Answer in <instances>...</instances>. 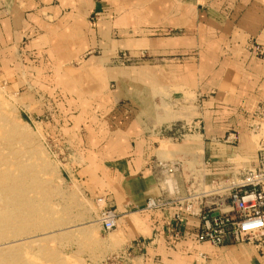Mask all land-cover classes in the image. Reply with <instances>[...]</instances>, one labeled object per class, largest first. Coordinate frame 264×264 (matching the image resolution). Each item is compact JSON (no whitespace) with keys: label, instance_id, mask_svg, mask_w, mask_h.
Here are the masks:
<instances>
[{"label":"crops","instance_id":"1","mask_svg":"<svg viewBox=\"0 0 264 264\" xmlns=\"http://www.w3.org/2000/svg\"><path fill=\"white\" fill-rule=\"evenodd\" d=\"M250 43L264 47V0H0V60L9 52L13 71L21 59L27 92L68 110L73 179L120 215L112 233L91 226L92 264H264V247L215 248L198 242V218L182 214L173 235L177 211H145L184 195L191 178L258 165L264 125L256 135L249 125L264 102V56ZM177 123L198 130L181 142L158 135ZM155 161L179 170L159 180Z\"/></svg>","mask_w":264,"mask_h":264},{"label":"rangeland","instance_id":"2","mask_svg":"<svg viewBox=\"0 0 264 264\" xmlns=\"http://www.w3.org/2000/svg\"><path fill=\"white\" fill-rule=\"evenodd\" d=\"M256 45L250 43L249 52ZM5 55L8 61L0 60V172L12 188L5 206L8 196L0 191V212H9V225L0 222L7 238L0 243V263L92 264L87 255L99 236L98 227L91 226H101L105 207L85 196L73 179L81 163L65 130L70 114L55 100L28 93L22 60L11 71L5 64L9 52Z\"/></svg>","mask_w":264,"mask_h":264},{"label":"built area","instance_id":"3","mask_svg":"<svg viewBox=\"0 0 264 264\" xmlns=\"http://www.w3.org/2000/svg\"><path fill=\"white\" fill-rule=\"evenodd\" d=\"M250 50L258 57L264 56V47L252 46ZM123 59H128L126 54ZM252 134H259L264 125V102L250 114ZM198 130L196 124H172L159 132L160 137H171L174 142L183 141ZM259 163L256 167L241 169L235 179L204 180L191 178L187 192L174 197L150 199L145 211H177L167 226L178 235L174 222L182 223L183 215L199 219L198 242L209 243L215 248L228 244H247L264 247V141L260 143ZM179 170L177 161H155L153 171L159 180L174 177ZM229 208L230 211H224ZM120 215L117 210L104 208L99 222L103 232L109 234L118 228Z\"/></svg>","mask_w":264,"mask_h":264},{"label":"bare ground","instance_id":"4","mask_svg":"<svg viewBox=\"0 0 264 264\" xmlns=\"http://www.w3.org/2000/svg\"><path fill=\"white\" fill-rule=\"evenodd\" d=\"M6 173L0 172V191L6 193L8 198L6 196L4 197V206L8 204V199H9V193L11 192L10 189L12 187H9V180L7 177H4ZM1 204V203H0ZM18 209L20 208L19 206L17 207ZM0 222L9 225V212L6 211V209H2L0 212ZM7 241V238L4 236V234L0 233V243H3ZM0 264H13L9 263V261H3V263Z\"/></svg>","mask_w":264,"mask_h":264}]
</instances>
